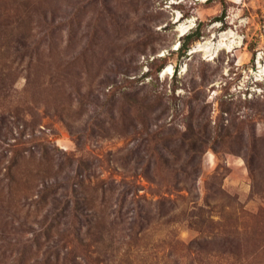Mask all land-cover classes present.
Listing matches in <instances>:
<instances>
[{
  "label": "rangeland",
  "instance_id": "obj_1",
  "mask_svg": "<svg viewBox=\"0 0 264 264\" xmlns=\"http://www.w3.org/2000/svg\"><path fill=\"white\" fill-rule=\"evenodd\" d=\"M226 5L0 0V264H264V0Z\"/></svg>",
  "mask_w": 264,
  "mask_h": 264
},
{
  "label": "trees",
  "instance_id": "obj_2",
  "mask_svg": "<svg viewBox=\"0 0 264 264\" xmlns=\"http://www.w3.org/2000/svg\"><path fill=\"white\" fill-rule=\"evenodd\" d=\"M221 2L223 4V12H225L226 8H227L226 0H221ZM186 37L188 38V42H189V41L193 40L196 37V34L194 32H192V33L187 34ZM84 216H85V220L90 223V218H87V215H84ZM76 217L77 218H81L79 216H76ZM45 233H48V232H45Z\"/></svg>",
  "mask_w": 264,
  "mask_h": 264
},
{
  "label": "bare ground",
  "instance_id": "obj_3",
  "mask_svg": "<svg viewBox=\"0 0 264 264\" xmlns=\"http://www.w3.org/2000/svg\"><path fill=\"white\" fill-rule=\"evenodd\" d=\"M166 71H168V68H166Z\"/></svg>",
  "mask_w": 264,
  "mask_h": 264
}]
</instances>
